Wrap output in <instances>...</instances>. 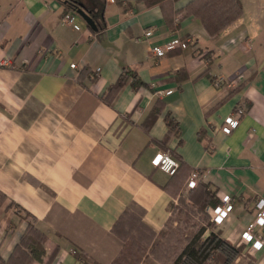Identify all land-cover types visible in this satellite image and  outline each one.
Returning a JSON list of instances; mask_svg holds the SVG:
<instances>
[{"label": "crops", "instance_id": "0c3cea01", "mask_svg": "<svg viewBox=\"0 0 264 264\" xmlns=\"http://www.w3.org/2000/svg\"><path fill=\"white\" fill-rule=\"evenodd\" d=\"M191 1L0 0L3 262L113 264L134 225L151 232L139 264H164L150 246L170 217L173 197L164 187L172 176L150 162L168 151L182 165L174 183L183 190L195 170L218 205L230 197L231 211L212 230L241 248L234 264H264V227L254 231L261 250L241 241L264 200V0H238L241 17L214 37L185 14ZM67 12L78 31L63 23ZM174 36L188 39L187 49L149 54ZM123 68L145 87L129 80L108 105L102 96ZM157 100L162 108L145 130ZM242 104L237 128L223 134L225 118ZM167 114L177 130L168 132Z\"/></svg>", "mask_w": 264, "mask_h": 264}, {"label": "trees", "instance_id": "16d2710c", "mask_svg": "<svg viewBox=\"0 0 264 264\" xmlns=\"http://www.w3.org/2000/svg\"><path fill=\"white\" fill-rule=\"evenodd\" d=\"M144 1L148 6H151L166 0ZM167 1V3H171L176 0ZM185 14L197 18L208 36L214 37L241 17L242 7L238 0H192L186 5ZM129 80L133 87H145V84L139 80L136 72L129 68H123L117 81L107 88L102 96V100L110 105L113 97ZM161 108V101L157 100L143 123L145 130L148 129L158 116ZM165 124L168 132L177 130V124L170 118V114L165 116ZM181 168L182 165H179L177 172L171 177V181L164 189L171 192L172 197L177 199V219L179 224H183L184 226L182 229L178 226L174 231L167 229L159 232L158 239L150 246V254L154 258L163 261L164 264H234V261L241 255V248L233 247L222 239L219 233L214 232L212 230L214 222L210 215L204 212L208 206L212 208L218 206L219 201L216 198L215 192L202 182H198L193 189L189 190L188 195L184 198L180 195L183 184L174 183ZM172 205L171 203L169 212ZM124 215L115 226L118 223L120 224ZM33 229V225L29 223L28 232L31 233ZM192 230H195L193 234H189ZM207 230L210 233L203 239V235ZM148 231L144 228L137 230L134 225H128L127 237L124 240L122 251L113 264H139L145 256V251L149 244L147 237L151 232ZM144 239L148 241L145 242ZM21 242H25L24 238L20 241V244ZM183 243L185 245L181 247ZM20 244L15 248V251L20 248ZM74 255L79 259L87 258L83 254H79V256L77 254ZM0 264L8 263L3 262L0 258ZM92 264L97 263L92 262Z\"/></svg>", "mask_w": 264, "mask_h": 264}, {"label": "built area", "instance_id": "2783aa9c", "mask_svg": "<svg viewBox=\"0 0 264 264\" xmlns=\"http://www.w3.org/2000/svg\"><path fill=\"white\" fill-rule=\"evenodd\" d=\"M117 2H125L127 0H115ZM62 21L64 24L70 25L73 27L74 30L78 31L79 26L74 23L73 21V14L67 12ZM152 35V30H146L144 32L145 37H150ZM188 39L180 38L178 36H174L169 42L162 46H153L149 50V54L161 58L168 52H171L175 49L185 50L188 47ZM71 68H75V64L70 65ZM99 69H96V74H98ZM236 81L229 82V87H234ZM221 81H215L214 84L216 86L220 85ZM171 94V90L164 92V95ZM246 112V108L244 104L239 105L235 108V112L233 116H229L225 118L223 125L221 126V132L225 135L231 134L234 131L239 123V119L243 116ZM151 165L154 168H158L165 172L168 176H173L178 168L179 162L175 159L172 154L168 151L166 152H158L156 153L153 158L151 159ZM199 180V174L197 171H192L186 181V189L191 190L193 189ZM222 205H218L214 208H207L206 211L210 215L212 221L215 225H220L223 220L226 218L227 214L231 211L232 205L230 204V197L223 196L221 198ZM256 216L253 222L249 223L245 229V231L241 234V241L245 244H251L250 250L251 251H259L263 246V242L261 241V235H258L255 239L254 231L256 228H263L264 227V200H259L255 204Z\"/></svg>", "mask_w": 264, "mask_h": 264}, {"label": "rangeland", "instance_id": "374dc122", "mask_svg": "<svg viewBox=\"0 0 264 264\" xmlns=\"http://www.w3.org/2000/svg\"><path fill=\"white\" fill-rule=\"evenodd\" d=\"M188 192H189V190H187L186 187H185V189L182 192H180V195H182L185 198L188 195ZM171 203L173 205L170 208V218H169V221L167 222V226H166L165 230L168 229V230H173L174 231V230H176V228H178V226H180V228L182 229L184 225L183 224H179V221L177 219L178 213H177V209L176 208L178 207V201H177L176 198H173V202H171ZM206 208L204 210L205 213H207ZM194 231L195 230L190 231L189 234H193ZM247 264H251V262L248 261Z\"/></svg>", "mask_w": 264, "mask_h": 264}, {"label": "water", "instance_id": "95a60500", "mask_svg": "<svg viewBox=\"0 0 264 264\" xmlns=\"http://www.w3.org/2000/svg\"><path fill=\"white\" fill-rule=\"evenodd\" d=\"M74 9L76 10V14L86 22L87 26L96 32L97 26L92 17L86 12L87 10L84 6L82 4H75Z\"/></svg>", "mask_w": 264, "mask_h": 264}]
</instances>
